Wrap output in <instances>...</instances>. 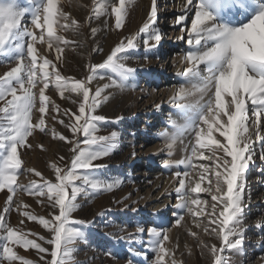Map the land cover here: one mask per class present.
Instances as JSON below:
<instances>
[{"label": "snow or ice", "instance_id": "6c2138e0", "mask_svg": "<svg viewBox=\"0 0 264 264\" xmlns=\"http://www.w3.org/2000/svg\"><path fill=\"white\" fill-rule=\"evenodd\" d=\"M60 2L23 0L22 6L20 0H0V63L14 64L0 75V191L6 189L8 193L0 212V264H16L17 261L37 264L18 255L17 246L34 249L41 264H75L78 251L75 243L86 239L81 226L91 223L74 218L73 213L81 207L78 198L94 199L123 184L120 177L104 176L107 166L97 163L118 149L120 134L112 131L98 135V124L105 117L96 115V111L109 99V95L104 94L106 89L123 90L126 81L136 73L126 61L130 59L129 52L137 49L138 38L143 36V45L149 51L161 40L160 29L156 27L157 0H151L148 18L136 33L121 39L101 63L89 64L88 75L83 79L65 77L57 64L40 54L37 47L47 45L50 52L56 53V61H60L64 51L61 45L74 43L59 33L69 29L78 33L79 22L72 19L68 23L69 16ZM134 2L113 0L108 4L105 0H93L89 19L114 18V28L122 29ZM180 13L174 24L181 25L179 40L185 41L186 34L187 50L181 57L186 67L177 73L184 82L176 88L169 103L179 110L183 122L177 123L169 117L174 131H163L159 135L169 155L178 141L183 143L185 137H190L185 146L190 152L178 161L165 160L163 164L165 167L182 165L187 169L174 173L177 178L183 177L176 188V207L193 217H206L204 233L220 243L217 247L215 243L209 245L200 240V245L212 257V264H228L223 253L240 251L245 240V209L250 200V194L246 198V178L256 154V142L261 144L260 159L264 160V0H184ZM25 17L30 18L28 23ZM189 21L190 26H187ZM96 32V28H91L93 35ZM94 51L102 53L103 48ZM105 78L109 83L92 89L94 80ZM50 84L61 98H67L66 93L75 94L77 100L73 103H78L76 112L65 109L62 113L68 118L67 124L59 120L70 130L72 138L54 128L51 130L54 138L71 146L72 153L70 164L50 165L54 181L44 178L34 168H24L19 151L22 147H31L28 139L35 130L47 131L45 114L50 97L45 91ZM38 85L42 86L37 96L34 89ZM53 106L59 112V106L54 102ZM34 109L38 111L35 122ZM205 150L210 155L205 156ZM194 159L208 163L197 165ZM21 173H34L40 181L19 184ZM206 180L207 186H202ZM20 190L37 197L38 203L51 209L49 218L22 212L28 220L37 221L47 230L48 237L24 232L6 219L14 196ZM201 193L210 194V205L208 200L200 198ZM42 197L46 200L39 199ZM174 215L177 216L175 225H180L184 216L180 212ZM258 226L264 231V224ZM196 227L201 225L197 223ZM190 234L199 239L196 232L190 231ZM29 235L37 236L42 243L29 239ZM132 236L130 244L139 243L149 250L154 255L153 264H168L169 250L165 242L169 236L161 227L138 226ZM144 236L148 237L146 241ZM144 255L147 256V252ZM170 264L177 261L172 258Z\"/></svg>", "mask_w": 264, "mask_h": 264}, {"label": "rangeland", "instance_id": "374dc122", "mask_svg": "<svg viewBox=\"0 0 264 264\" xmlns=\"http://www.w3.org/2000/svg\"><path fill=\"white\" fill-rule=\"evenodd\" d=\"M175 1L157 0L156 27L161 33L158 46L149 51L143 45V36L138 38L137 49L129 52L130 59L126 61L129 67L136 69V73L126 81V87L123 90L115 87L106 89L104 94L109 95V99L96 111V115L105 117V120L98 124V135H108L112 131H117L120 138L122 136L124 138L123 144L115 152L97 163L107 166L103 170L104 176L120 177L123 184L118 189L98 195L94 199L84 196L78 198L81 207L73 213L74 218L91 223L81 226L86 239L75 243L78 249L75 253V264H129V261L131 264H153L154 255L149 250L142 248L139 243L130 244V241L134 239L132 234L136 232L138 226L147 228L153 224L161 227L169 236V240L165 242V247L169 250V256H166L168 264L172 258L177 261V264H212V257L206 249L202 248L200 240L209 245L215 243L219 247L220 242L203 231L208 223L205 216L193 217L191 213L181 212L176 207V188L179 186V179L183 177L177 178L174 173L187 169L182 165L177 167L172 164L165 167L163 164L165 160L178 161L190 152V149L186 150L185 147L189 144L190 137H185L183 143L178 141L172 155H169L168 150L164 148L165 141L159 135L163 131L169 133L174 131L169 123V117L177 123L183 122L179 110L169 103L172 95H160L162 85L174 88L175 92L176 88L184 82L177 73L186 67V63L181 62V57L187 50L186 34L185 41L178 39L181 25H175L174 21L181 13L176 9ZM112 2L113 0H105L108 4ZM148 2L149 0H135L129 8L124 27L117 30L114 28V18L101 16L99 19H89L92 16L93 0H61L60 7L69 16L68 23H71L72 19L78 21L79 32L74 33L69 29L59 33L67 40L74 42L67 46L61 45L64 51L60 61H56V53L50 52L47 45H37L40 54L47 55L50 60H53L63 76L83 79L88 75L89 64L101 63L121 39L139 30L148 18L151 8L148 7ZM20 3L23 6V0H20ZM24 19L28 23L30 18ZM105 20H107V27H105ZM187 26H190V21L187 22ZM91 28L97 29L95 35L91 33ZM36 31L39 32V30ZM98 47L103 48L102 53L94 51ZM12 66L14 64L0 63V75ZM163 69H168L170 73L168 72L169 74L165 76ZM101 74L105 77L108 75ZM107 83H109L107 78L96 79L91 87L95 90ZM40 86L42 85L34 89L37 96ZM45 94L50 97L48 112L45 114L47 131L41 133L38 129L35 130L28 139L31 147H22L19 151L24 168H34L44 178L54 181V171L50 165L56 163L64 167L70 164L72 153L71 146L65 141L54 138L51 130L54 128L71 139L72 133L60 124L59 120L63 119L67 124L68 118L62 113L65 109L76 112L78 103H73L77 100L75 94L66 93L67 98H61L52 84L46 89ZM53 102L59 106V112L55 110ZM38 107L39 104L37 109ZM37 116L38 111L34 109L33 122L36 121ZM151 117H155L156 122L152 123ZM216 135L220 138L218 134ZM261 150V144L256 142V154L246 178V198L248 189L251 184L253 185L252 182L256 180V176L264 186V160L260 159ZM208 155L210 153L205 150V156ZM60 157H64V160L61 161ZM193 162L197 165L208 163L203 159H194ZM166 177L172 178L164 186ZM210 178L214 179V177ZM33 180L40 181V177L34 173H21L18 177V183L22 185H28ZM202 186H207V180ZM147 190H150V197L145 196ZM7 194L6 189L0 191V212L5 207ZM164 198L168 204L164 208H155ZM200 198L208 200L209 205L212 203L210 194L201 193ZM39 199L46 200V197ZM252 199L253 194L247 202L244 225L250 215L249 205ZM37 201V197L22 190L17 191L12 210L6 215V219L10 225L19 227L24 232L48 237L47 230L37 221H30L22 215L23 211H29L49 218L51 209ZM193 208L195 210L196 206ZM177 212L184 216L180 225H175L177 216L174 213ZM21 220L24 221L23 224L20 223ZM197 223L201 225L200 228L196 227ZM189 230L196 232L199 239L193 237ZM253 230V232H260L258 235L262 234L264 237V231L261 229L259 231L253 228ZM29 239H37V242L42 243L34 235H29ZM143 239L146 241L148 237L144 236ZM44 246L50 247L46 244ZM15 250L18 255L41 264L34 249L25 250L17 246ZM145 252L147 256L144 255ZM223 255L228 264H263L264 245L257 240H252L251 236L248 238V234L245 233L244 244L240 251H225ZM47 258L50 259V257ZM16 264H19V261Z\"/></svg>", "mask_w": 264, "mask_h": 264}, {"label": "bare ground", "instance_id": "6f19581e", "mask_svg": "<svg viewBox=\"0 0 264 264\" xmlns=\"http://www.w3.org/2000/svg\"><path fill=\"white\" fill-rule=\"evenodd\" d=\"M150 2H151V0H149V2H148V7H151ZM183 2H184V0H176L175 1V7H176V9H178L180 11ZM179 34L181 36V32H179ZM168 72H169L168 69H163V74L165 76L170 73V72L169 73ZM161 89L162 90L160 92V95L171 96L174 93V88H172V87L168 88L165 84L162 85ZM151 121H152V123L156 122L155 121V117H151ZM123 141H124V138L122 136L120 138L119 147L123 144ZM171 178L172 177H166L164 179V182H163L164 184L163 185L166 186V183L169 180H171ZM258 178L259 177L256 176V180H254L252 182L253 185L251 184L250 189H248V192H249L248 194H250V195L253 194V199H252V201L250 202V205H249L250 215L248 216V220L245 223V226H246V229H245L246 232L245 233L248 234V238L251 236L252 237V240H257L258 242H260V244L264 245V237L262 236V234L261 235H258V234H260V232H257V231L256 232H253L254 231L253 228H256V229H258L260 231L261 228L258 226V224H264V186L261 185V183L259 182V179ZM157 180H158V178H157ZM164 186H162V187H164ZM149 191L150 190H147L146 191V195H145L146 197H148L149 194H151ZM167 204L168 203L166 201V198H164L163 200L159 201V204L156 205L155 208L156 207H158V208H164ZM249 233H250V236H249ZM251 233H252V235H251ZM258 255H259V258H260L261 257L260 253ZM262 263L264 264V257H263Z\"/></svg>", "mask_w": 264, "mask_h": 264}]
</instances>
